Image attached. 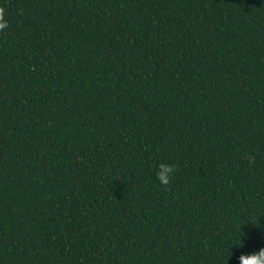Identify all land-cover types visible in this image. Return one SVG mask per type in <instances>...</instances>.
<instances>
[{
    "label": "trees",
    "instance_id": "trees-1",
    "mask_svg": "<svg viewBox=\"0 0 264 264\" xmlns=\"http://www.w3.org/2000/svg\"><path fill=\"white\" fill-rule=\"evenodd\" d=\"M0 8V264L264 248V0Z\"/></svg>",
    "mask_w": 264,
    "mask_h": 264
},
{
    "label": "clouds",
    "instance_id": "clouds-1",
    "mask_svg": "<svg viewBox=\"0 0 264 264\" xmlns=\"http://www.w3.org/2000/svg\"><path fill=\"white\" fill-rule=\"evenodd\" d=\"M4 9L0 8V21H3ZM6 25L4 23H0V29H3ZM174 171L173 165H168L161 163L158 165V171L156 173L157 179L164 185L167 184L171 180V174ZM243 246V242L241 241V245ZM240 264H264V248L259 249L256 252L251 254H241L239 257Z\"/></svg>",
    "mask_w": 264,
    "mask_h": 264
}]
</instances>
